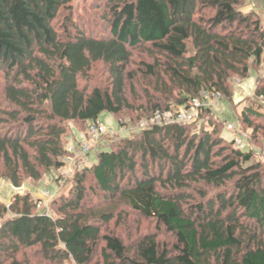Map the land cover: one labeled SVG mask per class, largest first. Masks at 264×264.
<instances>
[{"label": "trees", "instance_id": "obj_1", "mask_svg": "<svg viewBox=\"0 0 264 264\" xmlns=\"http://www.w3.org/2000/svg\"><path fill=\"white\" fill-rule=\"evenodd\" d=\"M75 2L0 0V182L17 189L64 167L67 123L129 110L151 119L214 93L231 99L232 77L248 78L249 61L264 57V30L242 0H102L96 36L76 25ZM140 48L153 58L141 73L129 67ZM97 63L108 86L81 88ZM141 96L147 107L136 105ZM242 116L248 128L264 120L252 106ZM191 126L152 125L112 143L66 181L56 217L30 193L0 204V264H32L33 250L49 264H264V169L219 127ZM142 221L157 233L136 236Z\"/></svg>", "mask_w": 264, "mask_h": 264}, {"label": "rangeland", "instance_id": "obj_2", "mask_svg": "<svg viewBox=\"0 0 264 264\" xmlns=\"http://www.w3.org/2000/svg\"><path fill=\"white\" fill-rule=\"evenodd\" d=\"M101 2L102 0H76L74 3L73 20L77 23L76 25L81 27V30H84L88 35L91 34L96 36V32L103 33L105 31L104 23H102L103 21L101 20L104 11L99 8L102 7ZM242 4L243 6L242 8L240 7V11L246 15L255 13V16L260 21L261 29L264 30V0H242ZM70 29L73 31L72 27H70ZM60 34L61 36L64 35L63 32ZM132 54V62L131 66H129L131 69L135 68L139 70L142 67V62H153V58L150 57L151 54L148 49H136ZM249 67L250 74L248 78L242 79L239 76L232 77L230 81L232 89L231 99L223 98L221 95L215 93L211 95L208 94L207 96L205 95L206 99H204V102L200 101V98H198V103L202 105L201 111L200 109L196 111L195 120L189 125H192L191 127H196L198 131L201 129L214 130V128L219 127V129H221L219 134L224 139L233 142L237 149L243 150L244 148H238L235 142L236 139H241L246 143V149L243 151H253V161L248 165L260 164L264 169V120L255 118L253 120L254 126L248 128L242 116L244 110L251 106L258 111V113L264 115V96L258 97L256 95L258 89L264 88V57L260 64H256L255 60L252 58L249 61ZM2 72L3 71L0 69V107L5 108L8 105L4 95L7 79ZM90 73L94 76V81L92 84L81 81V88L89 86L91 90L95 87L105 88L108 86L109 82L107 81L109 75L103 63L95 64ZM139 73H141L140 70ZM139 87L141 86L139 85ZM137 100L140 102L136 104L137 106L140 105V107H142L144 105V107H147V99H143L141 96ZM204 105L210 108V114H203L202 109ZM178 112L179 111L167 113L165 117L167 120L166 122H171L174 115ZM187 113L186 111L183 112L184 115ZM141 115H143L141 110L137 112L129 110L124 112L122 116H115L108 112L101 114L97 122L103 125L105 132L98 137L91 132V126L93 124L96 130V121L87 122L84 125L67 123V126L69 125L68 133L71 134V136H69L68 139L66 138L65 148L67 149V155L63 158L64 167L60 171L54 169L49 175L43 176L42 181H33L30 178H26L21 189L14 188L7 179L1 180L0 204L10 205L15 200L14 195L16 193L21 195L30 193L32 198L38 203V211L45 215L58 216L56 205L54 204L61 195L68 194L71 186L69 183H66L64 180L66 177L63 176H71L73 172L75 174L77 169L82 171L87 167H91L97 162L98 155L102 150L105 149V151H107V148L112 146V143L120 139L130 138L135 133L143 131V123L148 121L154 123L156 121L155 118H151L150 120L142 118ZM169 118L171 119L170 121H168ZM125 121L128 125L121 126ZM85 132H87V135ZM70 149L72 152L69 151ZM194 195L197 200L201 199L199 193ZM99 204L98 202V205ZM135 217L136 216L131 215L130 219L133 220ZM1 222L2 218H0V225ZM153 233H157L156 224L153 221H142L140 223L139 233L137 234V232H135L136 236ZM136 236H133L132 240ZM158 237L161 242H174V238L169 235L160 233ZM132 240L126 242L129 247H134ZM38 253V250L29 251L28 257L31 258L32 264H49L38 256ZM25 258L26 257L23 259Z\"/></svg>", "mask_w": 264, "mask_h": 264}, {"label": "built area", "instance_id": "obj_3", "mask_svg": "<svg viewBox=\"0 0 264 264\" xmlns=\"http://www.w3.org/2000/svg\"><path fill=\"white\" fill-rule=\"evenodd\" d=\"M199 100H194L191 105L190 108H183L181 110H178L179 112L177 114L174 115L173 120L171 122H166L167 120L165 119L166 114L167 113H163L162 111H157L156 114L153 116V118L156 119V121L154 123L148 121L143 123V130L148 129L150 126L152 125H160V124H169V123H178L181 125H189L192 121L195 120V115H196V111H198L200 109L201 111V107L202 105L200 103H198ZM186 109V110H184ZM188 112L186 115L183 114V112ZM152 118V119H153ZM151 120V119H150ZM171 119L169 118L168 121H170ZM91 132L96 134V136L98 137L100 134H104L105 130L102 124H99L98 122L96 123V130L94 127V124L91 126ZM236 142V146L238 148H245V142H243L241 139L239 140H235ZM243 149V150H244ZM70 152H72V150H69ZM74 175V172L71 176L69 175H65L63 177L65 181H67L69 178H71Z\"/></svg>", "mask_w": 264, "mask_h": 264}]
</instances>
